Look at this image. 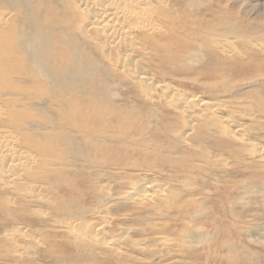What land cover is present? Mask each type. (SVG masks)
<instances>
[{"label":"rangeland","instance_id":"rangeland-1","mask_svg":"<svg viewBox=\"0 0 264 264\" xmlns=\"http://www.w3.org/2000/svg\"><path fill=\"white\" fill-rule=\"evenodd\" d=\"M16 1L0 264H264V0H134L114 43L77 0Z\"/></svg>","mask_w":264,"mask_h":264},{"label":"bare ground","instance_id":"bare-ground-1","mask_svg":"<svg viewBox=\"0 0 264 264\" xmlns=\"http://www.w3.org/2000/svg\"><path fill=\"white\" fill-rule=\"evenodd\" d=\"M13 1H16V0H13ZM133 1L134 0H77V2L79 3V6L82 8L81 11L84 13V15H86L88 17V21L86 23V28H88L90 30L100 29L101 34L104 36L105 41H108L110 43H114L116 41L121 40L122 38L126 37L128 34H130L132 32L131 29H134L133 27H131L132 25L130 26L128 23H130V21H132L135 17L137 19L140 15H137L136 12L134 13L133 9L136 7L133 4ZM16 2H18V1H16ZM18 3L20 4V2H18ZM20 5H23V4H20ZM22 7H20L21 9H19V16L17 15V13H15V14L18 17L27 18L28 14L30 13V10H29L30 6L28 7V6L23 5ZM90 9H93L95 11L94 17H92ZM143 17H145V16H143ZM28 19H29V17H28ZM8 20L9 19H6V23L8 25H10L11 21L8 22ZM10 20H12V19H10ZM31 20H32V18H31ZM12 21H13L12 26L17 27L15 20H12ZM2 22H3V20L0 19V24ZM125 24H127L129 26H126ZM138 24H140V23H138ZM145 24H146V22H145ZM147 25H148V22H147ZM149 26H150V24H149ZM33 28H36V24L33 23L32 21H30V19H29V24L25 23L23 25V28H22L23 30L21 31V33L31 35ZM138 28H140V27H138ZM152 28L155 30L154 26H152ZM152 28H151V30H152ZM19 39H20V36L12 29H11V32H6L5 35H2V33L0 31V74H2V76H1L2 78H5V83L8 82L10 78H9V74L5 70L4 57L3 56H5L8 52L16 53V52L20 51V44L18 42ZM101 40H100V42H101ZM22 54H24V53H22ZM140 79L142 80V82L148 81V79L144 76H142ZM186 106H185L184 111L188 112L189 115H194V114L198 113L199 111L201 112L203 109H205L206 104L204 102L197 104V99H193V101L189 100L187 102ZM14 112L15 113H13V114H16V111H14ZM180 112L182 113L183 111L180 110ZM0 113H1V108H0ZM0 121H2V116H0ZM15 124H16V122H15ZM240 130H242V129H240ZM192 131H193V128L191 127L189 132H192ZM0 153L7 155L11 159L17 157V152L14 149H12L10 146L0 147ZM16 162L17 161H15L13 163H16ZM19 163L17 162V164H19ZM14 167H21V164H20V166L14 165L13 168ZM7 174H9V172ZM152 187H154L153 184H152ZM97 233H99V232H97Z\"/></svg>","mask_w":264,"mask_h":264}]
</instances>
